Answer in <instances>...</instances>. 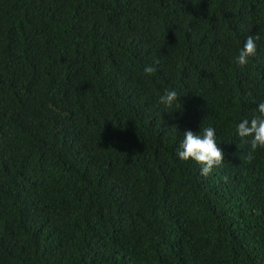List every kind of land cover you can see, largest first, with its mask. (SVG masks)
Here are the masks:
<instances>
[{"label":"trees","instance_id":"16d2710c","mask_svg":"<svg viewBox=\"0 0 264 264\" xmlns=\"http://www.w3.org/2000/svg\"><path fill=\"white\" fill-rule=\"evenodd\" d=\"M260 99L264 0H0V264H264Z\"/></svg>","mask_w":264,"mask_h":264},{"label":"clouds","instance_id":"9594fccd","mask_svg":"<svg viewBox=\"0 0 264 264\" xmlns=\"http://www.w3.org/2000/svg\"><path fill=\"white\" fill-rule=\"evenodd\" d=\"M258 34L248 35L244 38L242 46L234 57L237 65L243 66L248 63L250 57L257 51ZM155 71L154 66L145 65L142 69L144 74H151ZM177 90L174 88L165 89L158 97V104L164 111L179 109L176 107L180 102ZM256 113L252 117H245L235 125V136L239 138H250V147L255 150L257 147L264 148V99H260L255 106ZM176 156L181 161L189 159L200 165L199 172L207 176L214 166L223 161L222 149L217 145L216 130L213 127H205L197 132L192 129L183 131L182 139L179 140L176 148Z\"/></svg>","mask_w":264,"mask_h":264}]
</instances>
